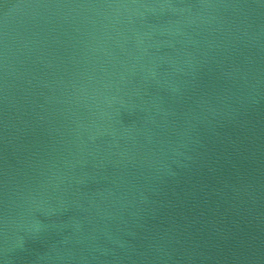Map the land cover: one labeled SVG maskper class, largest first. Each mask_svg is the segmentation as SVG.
<instances>
[{"label": "water", "instance_id": "obj_1", "mask_svg": "<svg viewBox=\"0 0 264 264\" xmlns=\"http://www.w3.org/2000/svg\"><path fill=\"white\" fill-rule=\"evenodd\" d=\"M261 2L264 4V0H261Z\"/></svg>", "mask_w": 264, "mask_h": 264}]
</instances>
